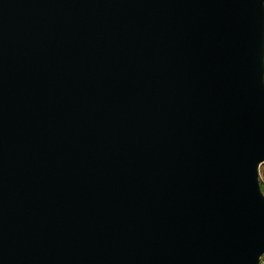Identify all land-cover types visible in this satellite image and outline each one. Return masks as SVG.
I'll return each instance as SVG.
<instances>
[{
  "label": "water",
  "instance_id": "water-1",
  "mask_svg": "<svg viewBox=\"0 0 264 264\" xmlns=\"http://www.w3.org/2000/svg\"><path fill=\"white\" fill-rule=\"evenodd\" d=\"M263 163L264 0H0V264H260Z\"/></svg>",
  "mask_w": 264,
  "mask_h": 264
},
{
  "label": "rangeland",
  "instance_id": "rangeland-1",
  "mask_svg": "<svg viewBox=\"0 0 264 264\" xmlns=\"http://www.w3.org/2000/svg\"><path fill=\"white\" fill-rule=\"evenodd\" d=\"M259 170L261 171L260 180L261 181L263 180V184L261 186H262V190L264 192V164H262L260 166ZM262 260H264V257L262 258Z\"/></svg>",
  "mask_w": 264,
  "mask_h": 264
},
{
  "label": "built area",
  "instance_id": "built-area-1",
  "mask_svg": "<svg viewBox=\"0 0 264 264\" xmlns=\"http://www.w3.org/2000/svg\"><path fill=\"white\" fill-rule=\"evenodd\" d=\"M264 164V163H263ZM262 165V164H261ZM260 175H261V171L259 170V177H260ZM260 183H261V185L263 184V180L261 181L260 180Z\"/></svg>",
  "mask_w": 264,
  "mask_h": 264
},
{
  "label": "snow or ice",
  "instance_id": "snow-or-ice-1",
  "mask_svg": "<svg viewBox=\"0 0 264 264\" xmlns=\"http://www.w3.org/2000/svg\"><path fill=\"white\" fill-rule=\"evenodd\" d=\"M262 256V255H261ZM260 256V257H261ZM260 257H259V259H260ZM260 264H264V260H260Z\"/></svg>",
  "mask_w": 264,
  "mask_h": 264
}]
</instances>
